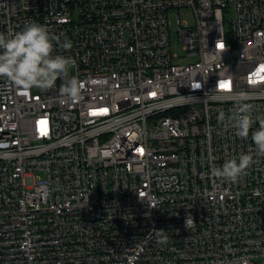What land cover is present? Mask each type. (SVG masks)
<instances>
[{
  "label": "built area",
  "instance_id": "obj_1",
  "mask_svg": "<svg viewBox=\"0 0 264 264\" xmlns=\"http://www.w3.org/2000/svg\"><path fill=\"white\" fill-rule=\"evenodd\" d=\"M31 21L80 93L0 79V264H264V157L211 175L255 150L217 117L264 116V0H0V33Z\"/></svg>",
  "mask_w": 264,
  "mask_h": 264
},
{
  "label": "clouds",
  "instance_id": "obj_2",
  "mask_svg": "<svg viewBox=\"0 0 264 264\" xmlns=\"http://www.w3.org/2000/svg\"><path fill=\"white\" fill-rule=\"evenodd\" d=\"M69 50L72 43L66 37L50 33L48 27L36 21L27 22L13 33H0V79L7 82L9 88L17 90L54 89L56 81L63 79L59 93L69 100L78 99L80 85L77 79H69L70 66L75 63L71 56L53 55L55 47ZM246 93L234 96V108L230 113L220 111L217 117L225 127L235 129L240 138H248L253 124L258 121L259 127L251 133L255 150L241 152L236 156L226 158L222 165L211 167V175L227 182L236 183L247 174V170L258 163L256 157H264V116L253 118V105L247 103ZM189 215L186 218L187 229L194 224ZM157 244H166L168 237L165 229L152 230Z\"/></svg>",
  "mask_w": 264,
  "mask_h": 264
},
{
  "label": "rangeland",
  "instance_id": "obj_3",
  "mask_svg": "<svg viewBox=\"0 0 264 264\" xmlns=\"http://www.w3.org/2000/svg\"><path fill=\"white\" fill-rule=\"evenodd\" d=\"M189 19L190 22H193V18L192 16L190 15L189 11L188 12H184V19Z\"/></svg>",
  "mask_w": 264,
  "mask_h": 264
},
{
  "label": "snow or ice",
  "instance_id": "obj_4",
  "mask_svg": "<svg viewBox=\"0 0 264 264\" xmlns=\"http://www.w3.org/2000/svg\"><path fill=\"white\" fill-rule=\"evenodd\" d=\"M222 47V46H221Z\"/></svg>",
  "mask_w": 264,
  "mask_h": 264
}]
</instances>
